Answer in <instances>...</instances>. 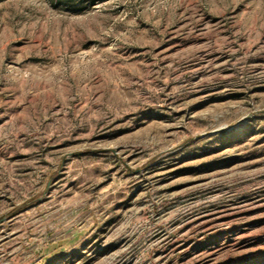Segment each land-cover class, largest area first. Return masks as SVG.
<instances>
[{
    "label": "rangeland",
    "instance_id": "obj_1",
    "mask_svg": "<svg viewBox=\"0 0 264 264\" xmlns=\"http://www.w3.org/2000/svg\"><path fill=\"white\" fill-rule=\"evenodd\" d=\"M0 264H264V0H0Z\"/></svg>",
    "mask_w": 264,
    "mask_h": 264
}]
</instances>
